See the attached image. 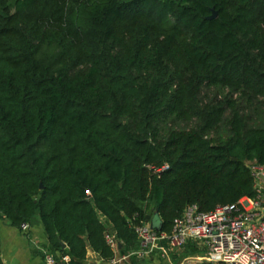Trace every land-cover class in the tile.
I'll return each instance as SVG.
<instances>
[{"label":"trees","instance_id":"1","mask_svg":"<svg viewBox=\"0 0 264 264\" xmlns=\"http://www.w3.org/2000/svg\"><path fill=\"white\" fill-rule=\"evenodd\" d=\"M247 162L264 166V0H0L12 227L38 217L69 264L110 262L109 228L125 256L150 210L169 235L188 206L252 198Z\"/></svg>","mask_w":264,"mask_h":264},{"label":"built area","instance_id":"2","mask_svg":"<svg viewBox=\"0 0 264 264\" xmlns=\"http://www.w3.org/2000/svg\"><path fill=\"white\" fill-rule=\"evenodd\" d=\"M253 181L252 198L241 199L236 206H223L202 213L196 205L188 206L174 221L169 235L152 231L147 224L134 228L139 248L112 260L123 264L130 258L144 259L155 252L166 257L169 250H182L189 242L203 253L210 264H264V166L247 162ZM20 230L28 232L22 224ZM107 244L117 251L113 235L106 236ZM43 264H69L67 256L48 249L42 251Z\"/></svg>","mask_w":264,"mask_h":264},{"label":"crops","instance_id":"3","mask_svg":"<svg viewBox=\"0 0 264 264\" xmlns=\"http://www.w3.org/2000/svg\"><path fill=\"white\" fill-rule=\"evenodd\" d=\"M146 224L149 226L148 222ZM109 232L113 234L111 228H109ZM192 244L198 249L194 243ZM45 249H48V242L44 234L43 226L38 217L32 220L29 230L26 233L12 227L6 220L0 218L1 264H43L42 251ZM119 251L120 250L117 249L115 257L113 258L114 261L123 256L119 254ZM201 254L203 255L202 251ZM157 255L158 254L155 252L149 257ZM149 257L140 260L136 259L134 261H132V257L126 260L123 264H142V261L147 260ZM111 261L102 262L93 253H90L87 257V264H112Z\"/></svg>","mask_w":264,"mask_h":264},{"label":"rangeland","instance_id":"4","mask_svg":"<svg viewBox=\"0 0 264 264\" xmlns=\"http://www.w3.org/2000/svg\"><path fill=\"white\" fill-rule=\"evenodd\" d=\"M187 245L179 251H167L166 257L160 255L149 257L147 260H143L142 264H173L174 260L179 262V264H195L203 261L201 252L198 251L196 254H191L194 253V247L192 245Z\"/></svg>","mask_w":264,"mask_h":264},{"label":"water","instance_id":"5","mask_svg":"<svg viewBox=\"0 0 264 264\" xmlns=\"http://www.w3.org/2000/svg\"><path fill=\"white\" fill-rule=\"evenodd\" d=\"M216 18V13L212 12L211 16L208 18V20H213ZM146 222L149 223V227L152 231H155L157 233L160 232L161 229V220L159 218L158 213L152 212V211H148L146 214ZM116 243H117V249L121 250L122 249V245L121 243L117 240V238H115ZM61 249L64 250L65 249V245L63 243H60Z\"/></svg>","mask_w":264,"mask_h":264}]
</instances>
